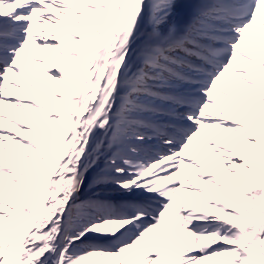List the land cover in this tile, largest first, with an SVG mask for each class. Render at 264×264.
Instances as JSON below:
<instances>
[{"label":"snow or ice","instance_id":"1","mask_svg":"<svg viewBox=\"0 0 264 264\" xmlns=\"http://www.w3.org/2000/svg\"><path fill=\"white\" fill-rule=\"evenodd\" d=\"M0 264H264V0H0Z\"/></svg>","mask_w":264,"mask_h":264}]
</instances>
